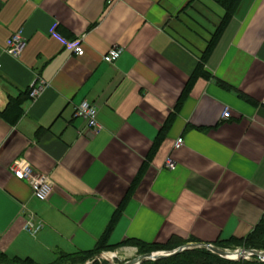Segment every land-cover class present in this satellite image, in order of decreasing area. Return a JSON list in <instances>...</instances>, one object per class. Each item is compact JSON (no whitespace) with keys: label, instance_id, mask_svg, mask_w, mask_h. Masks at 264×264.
Segmentation results:
<instances>
[{"label":"crops","instance_id":"0c3cea01","mask_svg":"<svg viewBox=\"0 0 264 264\" xmlns=\"http://www.w3.org/2000/svg\"><path fill=\"white\" fill-rule=\"evenodd\" d=\"M224 13L213 0H0V255L54 264L92 251L117 212L115 258L136 256L129 240L213 245L255 230L264 0H244L210 48ZM19 31L27 45L14 58L7 41ZM114 47L124 51L106 64ZM203 60L206 75L192 79ZM39 79L46 87L34 100ZM20 97V117H4ZM83 101L98 108L97 134L75 116ZM20 159L50 176L47 201L11 172ZM30 223L41 229L28 232Z\"/></svg>","mask_w":264,"mask_h":264},{"label":"trees","instance_id":"16d2710c","mask_svg":"<svg viewBox=\"0 0 264 264\" xmlns=\"http://www.w3.org/2000/svg\"><path fill=\"white\" fill-rule=\"evenodd\" d=\"M216 4H218L224 10V16L221 18L219 25L217 26L215 33L210 42V48L213 47L220 35L224 31L225 27L229 24V22L233 19L236 13L241 8L244 0H213ZM205 64L204 60L199 64L195 74L192 79H195L199 75H206V71L204 69ZM25 100V97L13 98L10 100L8 108L5 113H3L4 117H7V114L11 113L12 117L18 119L22 113L21 106ZM118 212L115 214L114 219L110 223L107 231L104 236L99 240L96 247L92 251L78 253L75 255L65 256L54 264H61L62 261L71 260L81 261L84 263L87 259L100 256L108 251H115L118 247H112L108 245L109 235L114 228L115 221L118 217ZM189 243H198L197 240L191 239L189 241H181L179 239L173 238L166 244H146L141 241L129 240L126 241L123 245L127 247H134L138 249L139 254H148L159 251H173L183 245ZM215 247L220 249H253L258 251H264V218L260 222V224L255 228V230L245 238H232L228 241H216L213 243ZM0 264H38L31 258L21 259V258H9L6 255H0ZM94 264H98L96 261ZM141 264H264V262L260 261L256 257H252L249 260H241V261H233L220 257L219 255L211 252L206 248H196L186 250L176 256L166 258L163 260L157 261H144Z\"/></svg>","mask_w":264,"mask_h":264},{"label":"built area","instance_id":"2783aa9c","mask_svg":"<svg viewBox=\"0 0 264 264\" xmlns=\"http://www.w3.org/2000/svg\"><path fill=\"white\" fill-rule=\"evenodd\" d=\"M118 0H110V2H114ZM27 45V39L24 36L23 31H19L18 33L12 35L7 41V53L14 57L18 58L22 52L24 51ZM77 56L82 57L85 55V50L82 43H77L74 49ZM123 49L120 47L112 48L104 57L103 61L106 64H114L118 61L123 53ZM46 87V83L43 80H38L37 83L32 87L29 92V96L31 99L39 98L44 89ZM230 111L227 108L224 111L223 119L227 120L230 118ZM75 116L84 120L87 123L89 129H91L95 134L99 133L102 130V125L99 122L98 116L99 111L98 108L87 101H83L76 107ZM184 145V139L179 138L174 143V150H179ZM167 169L170 171H174L177 168L175 161L172 158H168L166 161ZM11 172L18 179L27 182L33 192V195L40 201H47L53 190L54 184L50 178V176L40 173L36 171V169L26 160L20 159L15 162V164L11 167ZM41 229L40 225H35L33 223L28 224L26 230L32 234H36Z\"/></svg>","mask_w":264,"mask_h":264},{"label":"water","instance_id":"95a60500","mask_svg":"<svg viewBox=\"0 0 264 264\" xmlns=\"http://www.w3.org/2000/svg\"><path fill=\"white\" fill-rule=\"evenodd\" d=\"M196 248H206L210 250L211 252L219 255L220 257L224 259H228V260L241 261V260H249L252 257H256L260 261L264 262V252L263 251H258V250H253V249H245V250L239 249L237 251H231V250L220 249L218 247L213 246L210 243H189L169 253L167 252L148 253V254H144L142 256L136 257L124 264H140L144 261L163 260L166 258L176 256L186 250L196 249ZM110 264H113V263H110Z\"/></svg>","mask_w":264,"mask_h":264},{"label":"rangeland","instance_id":"374dc122","mask_svg":"<svg viewBox=\"0 0 264 264\" xmlns=\"http://www.w3.org/2000/svg\"><path fill=\"white\" fill-rule=\"evenodd\" d=\"M239 249H244V248H237V249H228V250H231V251H237ZM245 250V249H244ZM118 251V249L116 251H108V252H105L103 253L102 255L100 256H94V257H91L89 259H87L84 263H82L81 261H74L72 262L71 260H65V261H62L61 264H94V262L96 261L98 264H110V263H113V264H124L128 261H130L131 259H134L136 257H139V256H142L144 254H139L137 253L136 256L132 257V258H124L123 255L120 254V257L119 258H114L113 259V256L114 255H118V253H116ZM159 252H171V251H159ZM153 253H158V252H153ZM107 254V255H106ZM107 258V259H106ZM141 264V263H140Z\"/></svg>","mask_w":264,"mask_h":264},{"label":"bare ground","instance_id":"6f19581e","mask_svg":"<svg viewBox=\"0 0 264 264\" xmlns=\"http://www.w3.org/2000/svg\"><path fill=\"white\" fill-rule=\"evenodd\" d=\"M107 255V254H106Z\"/></svg>","mask_w":264,"mask_h":264}]
</instances>
